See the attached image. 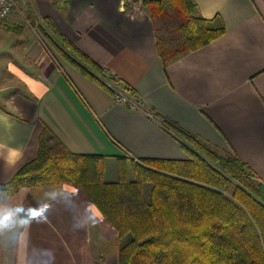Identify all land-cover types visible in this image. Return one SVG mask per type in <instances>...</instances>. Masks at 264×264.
Masks as SVG:
<instances>
[{
  "label": "crops",
  "instance_id": "obj_1",
  "mask_svg": "<svg viewBox=\"0 0 264 264\" xmlns=\"http://www.w3.org/2000/svg\"><path fill=\"white\" fill-rule=\"evenodd\" d=\"M192 1L225 31L165 60L160 22L142 0H22L25 16L29 7L40 25L49 21L103 75L66 60L26 17L0 24V184L35 157L44 128L114 168L117 157L187 159L154 112L236 155L264 183V0ZM107 76L134 91L135 106L115 101ZM124 241L72 186L0 199V264H116Z\"/></svg>",
  "mask_w": 264,
  "mask_h": 264
},
{
  "label": "trees",
  "instance_id": "obj_2",
  "mask_svg": "<svg viewBox=\"0 0 264 264\" xmlns=\"http://www.w3.org/2000/svg\"><path fill=\"white\" fill-rule=\"evenodd\" d=\"M142 4L153 18L171 19V31L157 40L165 60L195 51L225 31L222 22L197 16L192 0ZM25 17L54 40L66 60L84 72L103 75L101 67L49 21L40 25L29 7ZM106 79L119 84L112 76ZM122 88L134 96L131 88ZM154 115L179 138L187 159L141 158L126 163L117 157L116 179L107 181L103 155L70 151L44 128L35 157L0 184V199L13 197L23 187L69 185L81 190L118 238H125L116 264H264V183L236 155L209 146L158 112Z\"/></svg>",
  "mask_w": 264,
  "mask_h": 264
},
{
  "label": "built area",
  "instance_id": "obj_3",
  "mask_svg": "<svg viewBox=\"0 0 264 264\" xmlns=\"http://www.w3.org/2000/svg\"><path fill=\"white\" fill-rule=\"evenodd\" d=\"M27 6L22 0H0V22L8 20L12 16L25 17ZM103 83L112 90L116 102L133 107L136 100L131 94L123 92L118 86L107 79H102Z\"/></svg>",
  "mask_w": 264,
  "mask_h": 264
},
{
  "label": "rangeland",
  "instance_id": "obj_4",
  "mask_svg": "<svg viewBox=\"0 0 264 264\" xmlns=\"http://www.w3.org/2000/svg\"><path fill=\"white\" fill-rule=\"evenodd\" d=\"M8 21H10V18L8 20L3 21V22L7 23ZM162 21H164V22H162ZM3 22H0V24L3 23ZM158 22H160V26L161 27H162V25L165 24V27H163V28L160 27L161 28V30H160L161 34H165L168 30L171 31V28L173 27V26L171 27V25H170V24H172L171 19H169V20H167V19L159 20ZM162 23H164V24H162ZM104 168H105L104 175H103L104 180H108V177H110L109 176V172H110V174H114V172H117V169L113 167L112 163H106L105 162ZM115 176H116V173H115Z\"/></svg>",
  "mask_w": 264,
  "mask_h": 264
},
{
  "label": "snow or ice",
  "instance_id": "obj_5",
  "mask_svg": "<svg viewBox=\"0 0 264 264\" xmlns=\"http://www.w3.org/2000/svg\"><path fill=\"white\" fill-rule=\"evenodd\" d=\"M32 215L35 216V215H37V214L33 212Z\"/></svg>",
  "mask_w": 264,
  "mask_h": 264
}]
</instances>
